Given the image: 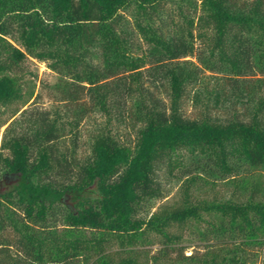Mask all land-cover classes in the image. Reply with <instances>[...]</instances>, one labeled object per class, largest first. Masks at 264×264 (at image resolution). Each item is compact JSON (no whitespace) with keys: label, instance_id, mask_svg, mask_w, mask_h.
I'll use <instances>...</instances> for the list:
<instances>
[{"label":"trees","instance_id":"16d2710c","mask_svg":"<svg viewBox=\"0 0 264 264\" xmlns=\"http://www.w3.org/2000/svg\"><path fill=\"white\" fill-rule=\"evenodd\" d=\"M29 57L69 121H0V264H264V0H0V107Z\"/></svg>","mask_w":264,"mask_h":264},{"label":"rangeland","instance_id":"374dc122","mask_svg":"<svg viewBox=\"0 0 264 264\" xmlns=\"http://www.w3.org/2000/svg\"><path fill=\"white\" fill-rule=\"evenodd\" d=\"M23 64H24L23 65L24 73H23V77L21 78L22 86H23L22 97L20 99L19 98L16 99L17 101L14 102L15 104L11 103L9 105L0 107V121L5 119L10 114L14 105L16 104L22 105L26 103V106L24 107H32V109L38 108L41 110L43 108L51 109L52 118L57 119L59 126H61L64 123L68 125L67 122L69 121V119L60 113V111L58 110L57 104L52 101L50 97V93H49V92H52V89H54L52 85L57 80V75L55 74V72L52 71V69L49 67L47 62L41 61L34 57H29L28 59L24 60ZM32 85L35 86V94L37 95L39 94L40 97L38 99L32 98L29 100L28 90L30 86ZM205 104H206L205 98L201 96L197 98L193 97V99H190L185 104L186 112L189 115L194 116L204 109ZM4 128L5 126L0 128V151L2 149H5V151H7V147L5 148L1 147V141H2ZM82 129H83L82 135L80 138V141H81L80 150L84 152L85 144L83 142H85L87 138L86 137L87 131H85L87 130L86 124L83 125ZM6 140H8V138ZM0 185L3 186L4 184L0 183ZM175 185L176 186H174V189H175L174 192L176 193L178 189L176 181H175ZM177 195H179V192L177 193ZM175 196L176 195H174V197ZM177 232H182L183 234L182 240H184V242L188 244L196 243V241H193L191 237L189 238L188 235H184L185 233H183L182 230L178 229ZM188 246L189 247L186 250H187V253H190L193 251V247L190 245Z\"/></svg>","mask_w":264,"mask_h":264}]
</instances>
